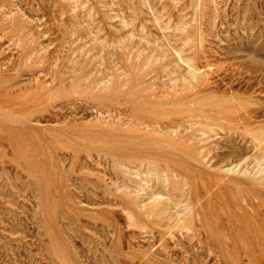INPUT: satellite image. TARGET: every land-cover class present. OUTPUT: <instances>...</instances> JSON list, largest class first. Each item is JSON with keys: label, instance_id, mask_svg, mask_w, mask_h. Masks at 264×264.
Returning <instances> with one entry per match:
<instances>
[{"label": "rangeland", "instance_id": "rangeland-1", "mask_svg": "<svg viewBox=\"0 0 264 264\" xmlns=\"http://www.w3.org/2000/svg\"><path fill=\"white\" fill-rule=\"evenodd\" d=\"M0 88V264H264V0H0Z\"/></svg>", "mask_w": 264, "mask_h": 264}, {"label": "bare ground", "instance_id": "bare-ground-1", "mask_svg": "<svg viewBox=\"0 0 264 264\" xmlns=\"http://www.w3.org/2000/svg\"><path fill=\"white\" fill-rule=\"evenodd\" d=\"M2 69V68H1ZM195 71V70H194ZM3 72H5V70L3 71ZM11 78H12V76H11ZM12 82V81H11ZM16 82V81H15ZM6 85V84H5ZM11 85V84H10ZM16 85V84H15ZM4 86V85H3ZM3 86H1V87H3ZM6 88V87H5ZM8 88V87H7ZM11 89H12V85H11V87H10ZM1 89V88H0ZM4 89V88H3ZM14 89V88H13ZM5 91V90H4ZM7 91V90H6ZM5 93V92H4ZM2 94V93H1ZM3 95V94H2ZM1 96V95H0ZM8 96H6V98H7ZM10 98V97H9ZM25 100V99H24ZM2 101V100H1ZM6 101H8V100H6ZM18 103V102H17ZM8 104V103H7ZM11 104V103H10ZM13 104V103H12ZM2 105V104H1ZM4 106V105H3ZM1 107V106H0ZM8 107V106H7ZM3 108V107H2ZM9 108V107H8ZM12 112V111H11ZM12 113H14V112H12ZM192 113V112H191ZM189 114V113H188ZM189 117H191V116H189ZM201 117V116H200ZM1 118V117H0ZM192 118V117H191ZM230 118V117H229ZM205 119V118H204ZM207 121V120H206ZM11 122V121H10ZM187 122H189V121H187ZM200 121H198V123H199ZM197 123V124H198ZM3 124V123H2ZM5 124V123H4ZM194 124V123H193ZM211 126V125H210ZM8 127V126H7ZM208 127V126H207ZM217 127V126H216ZM209 128V127H208ZM215 130V129H214ZM8 133H10L9 131H8ZM7 133V134H8ZM11 134V133H10ZM15 136V135H14ZM10 139V138H9ZM13 139H15L14 137H13ZM12 139V140H13ZM256 140H258V139H256ZM14 143V145H15V142H13ZM257 143H259V142H257ZM263 143V142H262ZM255 146V145H254ZM230 154V153H229ZM143 162H144V160H142ZM123 162V161H122ZM125 163V162H124ZM120 164H121V162H120ZM121 166H122V164H121ZM126 166H127V163H126ZM123 169H124V167H122ZM127 170V169H126ZM164 170V169H163ZM19 171V170H18ZM166 172V171H165ZM21 173H22V171H21ZM22 175V174H21ZM9 177V176H8ZM166 177V176H165ZM166 179V178H165ZM167 180V179H166ZM138 183H140V182H138ZM145 184V183H144ZM143 184L141 183V187H143L142 186ZM145 187V186H144ZM155 193V192H154ZM151 195H153L152 193H151ZM149 196H150V194H149ZM155 198V197H154ZM141 200H143V199H141ZM152 200H153V198H152ZM142 203V202H141ZM142 205V204H141ZM87 254V253H86Z\"/></svg>", "mask_w": 264, "mask_h": 264}]
</instances>
